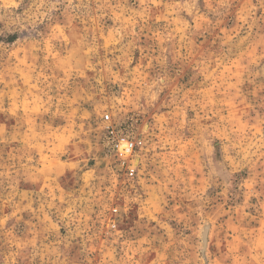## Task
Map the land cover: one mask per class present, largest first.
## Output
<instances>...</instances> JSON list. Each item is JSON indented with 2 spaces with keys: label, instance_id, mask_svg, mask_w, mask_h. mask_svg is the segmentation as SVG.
I'll return each instance as SVG.
<instances>
[{
  "label": "rangeland",
  "instance_id": "374dc122",
  "mask_svg": "<svg viewBox=\"0 0 264 264\" xmlns=\"http://www.w3.org/2000/svg\"><path fill=\"white\" fill-rule=\"evenodd\" d=\"M0 264H264V0H0Z\"/></svg>",
  "mask_w": 264,
  "mask_h": 264
},
{
  "label": "built area",
  "instance_id": "2783aa9c",
  "mask_svg": "<svg viewBox=\"0 0 264 264\" xmlns=\"http://www.w3.org/2000/svg\"><path fill=\"white\" fill-rule=\"evenodd\" d=\"M106 120L110 119L109 115L105 116ZM116 129L114 127L110 128V134L115 135L116 136ZM114 142H116V146L118 148L120 157H122L123 162L122 165L125 166L127 165V176L130 178L135 177L136 175V167L135 164L133 163L132 158L130 159V161L127 160L128 157H132L133 152H134V143L130 140H120L119 138H115L114 137ZM117 211V210H115ZM115 221H113V227H115Z\"/></svg>",
  "mask_w": 264,
  "mask_h": 264
},
{
  "label": "trees",
  "instance_id": "16d2710c",
  "mask_svg": "<svg viewBox=\"0 0 264 264\" xmlns=\"http://www.w3.org/2000/svg\"><path fill=\"white\" fill-rule=\"evenodd\" d=\"M11 38H13V37H11ZM11 38H10V39H11Z\"/></svg>",
  "mask_w": 264,
  "mask_h": 264
}]
</instances>
